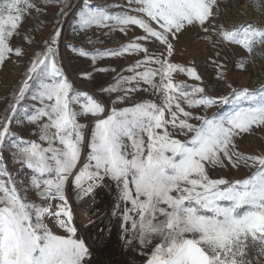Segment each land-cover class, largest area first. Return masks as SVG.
Masks as SVG:
<instances>
[{
    "label": "snow or ice",
    "instance_id": "snow-or-ice-1",
    "mask_svg": "<svg viewBox=\"0 0 264 264\" xmlns=\"http://www.w3.org/2000/svg\"><path fill=\"white\" fill-rule=\"evenodd\" d=\"M219 2L126 0L110 6L119 9L111 11L82 0L76 34L93 26L124 35L141 31L116 48L89 51L72 46L93 66L104 58L141 57L122 69L115 83L101 88L105 95L122 93L110 101V109L68 80L56 59L59 29L45 41V50L33 54L0 116V264H86L89 249L76 238L66 187L71 181L80 194L88 195L106 178L116 183L125 204L124 230L132 234L128 243L152 246L145 264H264V153L244 152L239 144L245 134L264 129V83L255 88L228 84L230 91L213 96L202 86L195 67L172 60L173 39L197 25L214 47L225 41L253 53L256 45L264 46L262 26L214 24ZM51 4L60 6L58 16L69 6L68 0H0V67L25 55L23 47L13 44L14 38L27 17L46 14ZM176 73L200 83L176 81ZM82 78L91 79L92 74ZM218 78H224L222 72ZM139 91L157 95L159 103L114 106ZM29 95L40 107L24 105ZM21 112L37 125L33 135L38 134V141L12 132L11 124L14 119L19 122ZM88 115L97 119L86 142L87 125L79 117ZM5 148L15 150L13 161L21 170H31L27 187L8 170ZM242 166L254 171L235 180L209 174L217 167ZM30 190L43 203L30 200ZM56 200L60 203L54 205ZM46 217L54 218L68 235L54 234Z\"/></svg>",
    "mask_w": 264,
    "mask_h": 264
},
{
    "label": "rangeland",
    "instance_id": "rangeland-1",
    "mask_svg": "<svg viewBox=\"0 0 264 264\" xmlns=\"http://www.w3.org/2000/svg\"><path fill=\"white\" fill-rule=\"evenodd\" d=\"M69 6L66 14L58 16L60 6L51 4L46 7V14L37 15L33 12L27 17L21 28L19 36L13 40L14 45L24 48L25 55L16 58L13 62H7L0 67V116L3 115L6 106L12 102L13 92L24 79V74L29 65L30 58L34 53L45 50V41L50 40L54 31L59 29L62 35L58 44L57 61L62 67L63 72L74 87L83 92H88L94 98L101 101L106 109H110L113 105L110 101L115 100L122 93L116 92L108 95L101 93V88L107 87L115 83L114 78L121 73L122 69L131 65L135 60L141 57L134 54H127L121 58H104L93 62L89 58L81 57L77 52L72 50V46L77 49L83 47L86 50L94 51L96 49L116 48L121 44L127 43L135 35H140L141 31L135 29L128 32L127 35L120 33L118 30L110 31L108 28L93 26L87 32L80 31L76 34L78 28L76 24L77 13L81 7L82 0H68ZM93 5L100 7H110L116 4H125L126 0H92ZM41 7H44L42 4ZM219 16L213 21L214 24H223L226 28L230 25L240 24L244 22L253 23L264 27V0H220ZM111 11H118V8L110 7ZM205 33L197 25L188 27L178 38L173 39L175 52L172 57L173 62L185 67H195L198 74L202 77L203 84L208 89L209 95H221L230 89L228 84L233 87H249L255 88L264 83V46L256 45L253 53H248L240 45L231 44L225 41L217 43L215 47L202 37ZM28 38H32L34 42L29 43ZM213 40L217 37L213 35ZM101 41L102 43H88V40ZM151 49H155L156 45H149ZM219 53V55H217ZM223 67H220V66ZM241 65H243L241 67ZM111 67L115 71L98 72L95 68ZM222 72L223 79L218 78V73ZM91 73V79L82 78L83 74ZM123 75H130L123 72ZM176 81H184L188 84H199L189 77L186 73L174 74ZM142 87H148L142 85ZM143 100H155L159 103V97L150 92L139 91L131 95L124 102H117L114 106L117 109L131 106L135 102ZM25 106L35 105L40 107L38 101H33L30 97L23 102ZM200 111V109H195ZM103 118V117H100ZM97 117L88 115L79 117L80 123L86 124L85 130L86 142L90 139L93 130V122ZM18 121L13 120L11 130L19 134L27 140L38 141L39 137L33 135L37 132V125L27 121L21 112ZM240 148L244 152L250 154L264 153V129H255L251 134H245L243 139L239 140ZM45 146L46 142H45ZM89 149L85 147V156ZM12 148H5L3 151V159L8 170L16 177L17 182H23V186L27 187L30 183L31 170L26 167L21 170V165L13 161ZM85 162L82 159V163ZM254 169L240 167L234 169L228 167L210 169L209 174L212 178L225 177L230 180L245 178L250 175ZM115 183V182H114ZM116 184V183H115ZM87 183H85V187ZM78 189L71 183L66 187L67 202L69 197H74ZM120 190L112 199L108 208V217L110 223L106 232L107 243L101 247L96 254L95 264H145L148 255L152 251V246H142L138 242L128 243L131 238V232H125V223L123 220L124 202L119 199ZM29 199L36 203H43V200L36 195L34 190L28 193ZM60 201H53L54 205ZM130 207V202L128 203ZM55 210V209H54ZM45 223L57 235H68L65 229L60 228L54 218H45ZM155 243V241L153 242Z\"/></svg>",
    "mask_w": 264,
    "mask_h": 264
},
{
    "label": "built area",
    "instance_id": "built-area-1",
    "mask_svg": "<svg viewBox=\"0 0 264 264\" xmlns=\"http://www.w3.org/2000/svg\"><path fill=\"white\" fill-rule=\"evenodd\" d=\"M118 188L114 181L106 178L101 186L80 199L69 197V205L73 212L72 224L76 227V238L82 239L89 249L86 264H95L96 254L107 243L106 232L110 219L108 208L117 195Z\"/></svg>",
    "mask_w": 264,
    "mask_h": 264
},
{
    "label": "water",
    "instance_id": "water-1",
    "mask_svg": "<svg viewBox=\"0 0 264 264\" xmlns=\"http://www.w3.org/2000/svg\"><path fill=\"white\" fill-rule=\"evenodd\" d=\"M82 197V194L79 193V190L75 193V199H80Z\"/></svg>",
    "mask_w": 264,
    "mask_h": 264
}]
</instances>
